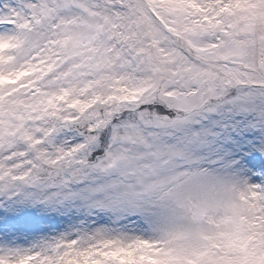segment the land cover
<instances>
[{
  "label": "snow or ice",
  "instance_id": "obj_1",
  "mask_svg": "<svg viewBox=\"0 0 264 264\" xmlns=\"http://www.w3.org/2000/svg\"><path fill=\"white\" fill-rule=\"evenodd\" d=\"M0 264H264V0H0Z\"/></svg>",
  "mask_w": 264,
  "mask_h": 264
}]
</instances>
